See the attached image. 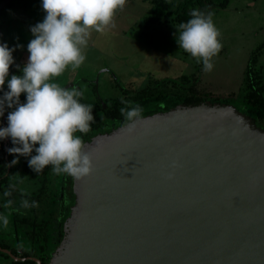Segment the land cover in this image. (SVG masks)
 Wrapping results in <instances>:
<instances>
[{"label": "water", "instance_id": "95a60500", "mask_svg": "<svg viewBox=\"0 0 264 264\" xmlns=\"http://www.w3.org/2000/svg\"><path fill=\"white\" fill-rule=\"evenodd\" d=\"M85 150L48 264H264V129L234 105H179Z\"/></svg>", "mask_w": 264, "mask_h": 264}, {"label": "rangeland", "instance_id": "374dc122", "mask_svg": "<svg viewBox=\"0 0 264 264\" xmlns=\"http://www.w3.org/2000/svg\"><path fill=\"white\" fill-rule=\"evenodd\" d=\"M170 6L173 12L177 10L172 0ZM192 9L205 14L211 12L220 33L218 39L222 48L213 57L214 67L210 72L203 71L201 63L179 48L176 27L183 21L167 16L145 26L144 18L152 10V0H126L124 7L114 15V27L109 26L103 33L91 32L84 49L86 60L81 67L74 71L67 69L54 78L55 82L61 87L75 85L82 89V102L93 105L100 99L127 100L131 93L147 89L157 80L181 78L187 86L185 92L193 88L197 94L207 97L208 102L232 99L231 105L243 109V100L248 96L246 81L250 67L255 73L262 72V83L257 87L264 95V0H231L224 9H215L207 2L195 3L189 10ZM3 11L0 43L15 48L14 64L22 68L29 56L27 44L33 38L30 26L44 18L41 0H0V12ZM257 51L259 57L254 63ZM136 104L142 107L144 102ZM153 106L156 104L148 108ZM9 111L11 109L7 108ZM33 153L35 155V151ZM26 167L24 176L13 175L0 188V214L6 215L9 221L7 227H0V240L24 255L32 253L43 240L45 242L46 236H51L62 184L61 174L53 173L51 165L39 175L29 165ZM5 191H10V195L6 197ZM22 197L38 202L34 212L29 208L16 210ZM8 200L12 203L5 206ZM52 248L42 253L48 260ZM40 252L33 254L40 255ZM3 263L14 264L9 260Z\"/></svg>", "mask_w": 264, "mask_h": 264}, {"label": "clouds", "instance_id": "9594fccd", "mask_svg": "<svg viewBox=\"0 0 264 264\" xmlns=\"http://www.w3.org/2000/svg\"><path fill=\"white\" fill-rule=\"evenodd\" d=\"M125 3L126 0H41L44 18L30 26L33 38L27 44L29 56L22 68L16 65L19 74L9 75L15 48L0 43V117L6 108L11 109L7 126H0V140L11 139L13 146L7 152L18 154L10 162L12 165L24 156L30 157L28 165L37 175L49 165L53 173L75 179L92 172V154L85 150L84 139L77 133L91 130L93 105L82 102V89L75 85L61 87L54 78L69 68L74 71L81 67L91 32L103 33L109 26L114 27V15ZM212 16L211 12L192 9L191 18L175 26L179 48L201 63L205 72L213 69V57L222 48ZM22 93L26 97L23 103ZM121 103L132 105L119 109L127 122V132L132 133L143 109L123 98ZM4 195L9 196L10 191ZM11 203L8 200L5 206ZM37 206V201L22 197L16 210ZM8 222V217L0 214V227H7Z\"/></svg>", "mask_w": 264, "mask_h": 264}, {"label": "trees", "instance_id": "16d2710c", "mask_svg": "<svg viewBox=\"0 0 264 264\" xmlns=\"http://www.w3.org/2000/svg\"><path fill=\"white\" fill-rule=\"evenodd\" d=\"M230 1L231 0H172V4L177 5V10L173 12L170 6V0H152V10L149 15L144 18V24L145 26H150L161 21L167 16H174L176 20L186 22L191 18L190 13L192 10L189 9L195 3H200L203 5L207 2L215 9H224L227 8ZM119 11L120 9L116 11L115 15ZM3 14L4 11L0 12V17L3 16ZM1 39L2 38L0 35V41ZM258 51L254 54V63L259 57H257ZM249 69L250 71L246 81V85L248 87V96L243 100L245 105L243 106V109L237 107L236 104L235 106L238 110L251 117L258 127L264 129V95L262 93V89L257 87V85L262 83V72L260 73L258 71L255 73V70H251V67ZM19 72L20 69L16 67V64L10 65L9 75L19 74ZM182 78L186 80L189 79L186 76H183ZM185 85V83L181 82V78L163 79L159 81L157 80L156 83H153L147 89H141L140 91L131 93V96L125 100H129L133 102V104L144 102V105L142 106L143 111L141 117L152 115L158 112H166L176 108L179 105H199L201 103L208 102L207 97L197 94L193 88L192 90L185 92L187 87ZM176 87L178 88L176 89ZM4 90H7L6 84L4 86ZM0 95H2V92H0ZM25 100V94L22 93L20 96V102L23 103ZM210 102L228 105L232 102V99H212ZM153 103H155L156 106H153V108L149 109V105ZM131 106L132 105H123L120 98L98 100L95 104H93L92 112L94 116V122L91 125V130L87 134H77H81L85 143L86 141L92 140V138L98 134L110 132L119 126L126 125L127 122L125 121L124 116L120 113L119 109L121 107ZM7 115L8 112L6 108L4 115L0 117V126H7ZM4 116L6 117L5 123L3 122ZM6 140L7 138L0 140V188L13 175L19 174L24 176L27 172V161L30 159V157L19 156V162L15 165H12L10 162L18 154L6 153V148L13 146L10 138L8 145L5 144ZM33 154L34 153H32V155ZM62 184L66 190V194H69L70 196V198L68 196L67 203L73 206L75 203L73 177L63 174ZM69 210L71 209H68V211ZM68 215L69 213L67 216ZM26 222H28V220H26Z\"/></svg>", "mask_w": 264, "mask_h": 264}, {"label": "flooded vegetation", "instance_id": "af4514ba", "mask_svg": "<svg viewBox=\"0 0 264 264\" xmlns=\"http://www.w3.org/2000/svg\"><path fill=\"white\" fill-rule=\"evenodd\" d=\"M81 135V134H80ZM63 178V174H61ZM57 194V193H56ZM68 196L69 194H66V190L63 187V184H61L60 187V193H59V198L57 199V219H55L56 222H54V225L51 229L52 234L51 236L47 237L45 239V242H41L37 247L36 250L31 251L32 253L24 255L22 252L17 253L14 252L13 249H11L9 246H6V244L0 240V264H4L3 262L10 261L13 262L14 264H48V259H46L42 253L47 250V248H51L53 246V249H56L55 246L58 245L57 243L61 241L64 237V221L67 219V214H70V211L68 209H71L70 204H68ZM70 198V196H69ZM29 201H32L29 199ZM14 202V201H13ZM61 204V205H60ZM28 210H33V208H29ZM38 241V240H37ZM53 244V245H52ZM48 246V247H47ZM39 249V250H38ZM4 250H7L8 252H5ZM40 255L38 254H33L35 252L40 251ZM2 253V254H1Z\"/></svg>", "mask_w": 264, "mask_h": 264}]
</instances>
